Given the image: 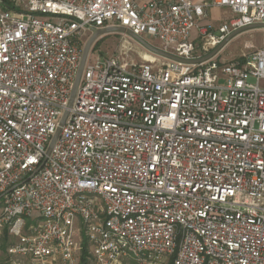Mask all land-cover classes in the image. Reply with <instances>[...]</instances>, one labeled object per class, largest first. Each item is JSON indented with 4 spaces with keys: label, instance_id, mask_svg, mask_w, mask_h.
Listing matches in <instances>:
<instances>
[{
    "label": "built area",
    "instance_id": "1",
    "mask_svg": "<svg viewBox=\"0 0 264 264\" xmlns=\"http://www.w3.org/2000/svg\"><path fill=\"white\" fill-rule=\"evenodd\" d=\"M212 8L230 18L200 26ZM252 24H264V0H0L10 255L78 264L85 242L87 264H264V44L197 64L91 48L68 108L91 29L124 28L195 60Z\"/></svg>",
    "mask_w": 264,
    "mask_h": 264
},
{
    "label": "rangeland",
    "instance_id": "2",
    "mask_svg": "<svg viewBox=\"0 0 264 264\" xmlns=\"http://www.w3.org/2000/svg\"><path fill=\"white\" fill-rule=\"evenodd\" d=\"M230 18V14L225 10H212L210 17L208 15V22L217 26L222 20ZM217 24V25H216ZM214 26V25H213ZM214 26V27H215ZM197 33L193 32V37H196ZM148 43L152 46L159 48V45L155 39H147ZM87 41V40H86ZM85 41V42H86ZM84 42V44H85ZM198 40L195 42L197 44ZM264 44V30H252L243 34L240 38L230 40L223 48L220 57L224 60H240L244 54L252 52ZM124 47L130 49L129 54L135 61H142L143 59H149L151 53L144 49L136 41L132 40L128 36L111 33L99 38L92 45V53L95 56L107 57L121 51ZM143 58V59H142ZM253 82V80H250ZM222 84L223 82L220 81ZM261 86H264V81L261 82ZM26 233V230H23ZM17 238L9 233V229L5 225H0V264H28L27 260H20L15 256H11L8 249L15 245ZM83 243V242H82ZM82 245L78 251V258L80 264ZM170 258H165L162 264H168ZM118 264H138L131 258H124L118 262Z\"/></svg>",
    "mask_w": 264,
    "mask_h": 264
},
{
    "label": "water",
    "instance_id": "3",
    "mask_svg": "<svg viewBox=\"0 0 264 264\" xmlns=\"http://www.w3.org/2000/svg\"><path fill=\"white\" fill-rule=\"evenodd\" d=\"M254 29H264V24H252L249 26H246L244 28H241L239 30L233 31L232 33H230L228 36H226V38L218 45L216 46L213 50H211L207 55L199 58V59H195V60H184V59H180L172 54H169L167 52H164L163 50L152 46L150 43H148L147 41H145L144 39L132 34L130 31L125 30L124 28H119V27H108V28H102V29H91V34L88 37L87 41L85 42L83 48H82V53H81V57H80V62H79V66H78V70L73 82V86H72V90H71V94H70V98H69V104H68V108H70L72 106L73 100L75 98V94L77 91V87L79 84V80H80V76L82 73V69L84 66V63L86 61V58L88 56V53L93 45L94 42H96L99 38L111 34V33H118V34H123L128 36L129 38H131L132 40L136 41L138 44H140L144 49H146L149 53L157 56V57H161L164 59H168V60H172V61H176V62H181V63H185V64H197V63H201L204 61H207L208 59L214 57L216 54H218L223 48L224 46L230 41L232 40L234 37L240 35L243 32L249 31V30H254ZM68 116V111H65L63 116L61 117L60 121L58 122L57 128L55 130V133L53 135V137L51 138L50 143L47 146V150H46V156L43 159L42 163L34 170V172L31 174V176H33L35 173H37L39 171V169L42 167L43 163L46 160V157L50 154L56 140L59 137L61 128L66 120ZM30 176V177H31ZM13 188H10L6 191V193L10 192Z\"/></svg>",
    "mask_w": 264,
    "mask_h": 264
},
{
    "label": "crops",
    "instance_id": "4",
    "mask_svg": "<svg viewBox=\"0 0 264 264\" xmlns=\"http://www.w3.org/2000/svg\"><path fill=\"white\" fill-rule=\"evenodd\" d=\"M144 1L145 0H135V2L137 3V4H139V5H142L143 3H144ZM194 2H199V0H193ZM212 10H221V9H217V8H212V9H210V11H209V17H210V12L212 11ZM226 11V10H225ZM227 12V11H226ZM228 13V12H227ZM207 24H209V25H214L215 26V24H212V23H210V22H208V19H206V20H204V21H202V22H200V26H203V25H207ZM217 25V24H216ZM255 30V29H254ZM256 30H259V29H256ZM260 30H264V29H260ZM250 31H252V30H249V31H246V32H243V33H241L240 35H238V36H236V37H234L232 40H234V39H238V38H240L243 34H245V33H247V32H250ZM195 32V31H194ZM223 50V49H222ZM222 50H221V52H222Z\"/></svg>",
    "mask_w": 264,
    "mask_h": 264
},
{
    "label": "trees",
    "instance_id": "5",
    "mask_svg": "<svg viewBox=\"0 0 264 264\" xmlns=\"http://www.w3.org/2000/svg\"><path fill=\"white\" fill-rule=\"evenodd\" d=\"M87 249L85 242L82 243V250H81V256H80V264H87ZM172 264V258L169 259V263Z\"/></svg>",
    "mask_w": 264,
    "mask_h": 264
}]
</instances>
